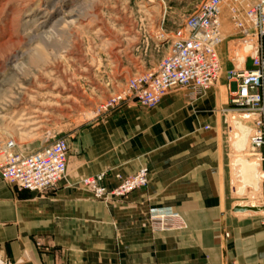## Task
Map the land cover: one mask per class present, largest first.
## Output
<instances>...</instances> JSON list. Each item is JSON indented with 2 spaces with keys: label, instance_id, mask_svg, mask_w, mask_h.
Listing matches in <instances>:
<instances>
[{
  "label": "crops",
  "instance_id": "0c3cea01",
  "mask_svg": "<svg viewBox=\"0 0 264 264\" xmlns=\"http://www.w3.org/2000/svg\"><path fill=\"white\" fill-rule=\"evenodd\" d=\"M224 108L215 84L202 94L169 89L150 109L124 101L69 139L54 188L29 191L0 177V264H264L259 213L238 214L230 201ZM233 126L243 193L235 161H247L253 129L235 118ZM141 168L146 186L123 197L96 199L81 182L102 174L110 191L116 175ZM156 208L183 226L153 230Z\"/></svg>",
  "mask_w": 264,
  "mask_h": 264
},
{
  "label": "rangeland",
  "instance_id": "374dc122",
  "mask_svg": "<svg viewBox=\"0 0 264 264\" xmlns=\"http://www.w3.org/2000/svg\"><path fill=\"white\" fill-rule=\"evenodd\" d=\"M204 1L0 0V156L10 139L20 153L58 139L69 144L78 130L117 105L108 103L127 88L129 79L156 70L169 51L172 32ZM257 1L229 4L242 15ZM230 14L223 6L215 83L223 108L229 70L250 66ZM231 108L223 110L230 201L252 207L260 190L247 186L239 193L241 183L233 168L239 155L232 146L233 119L248 121ZM249 138L243 157L257 160Z\"/></svg>",
  "mask_w": 264,
  "mask_h": 264
},
{
  "label": "built area",
  "instance_id": "2783aa9c",
  "mask_svg": "<svg viewBox=\"0 0 264 264\" xmlns=\"http://www.w3.org/2000/svg\"><path fill=\"white\" fill-rule=\"evenodd\" d=\"M237 0H205L189 15L183 26L172 32L168 53L154 72L129 79L127 88L112 97L108 105L124 101L134 102L144 108L156 106L161 96L172 88L190 89L202 94L217 81L220 61L217 46L222 41L220 16L222 6ZM230 5V4H229ZM230 19L240 36L242 47L247 46L250 58L248 68L229 70V111L240 112L242 119L253 125L249 138L257 155L260 175V195L256 207L264 226V0L247 6L240 15L230 7ZM13 139L1 148L0 177L2 180L29 191L44 192L55 187L66 171L68 144L54 140L31 153L14 150ZM103 175L82 178L96 199L108 196L123 197L131 191L146 186L148 171L139 169L135 174L116 175L118 183L107 191L98 182ZM149 223L153 230L166 231L183 226L179 215L170 208L151 209ZM237 264V263H231Z\"/></svg>",
  "mask_w": 264,
  "mask_h": 264
},
{
  "label": "bare ground",
  "instance_id": "6f19581e",
  "mask_svg": "<svg viewBox=\"0 0 264 264\" xmlns=\"http://www.w3.org/2000/svg\"><path fill=\"white\" fill-rule=\"evenodd\" d=\"M225 6V4L223 5ZM222 6V9H223ZM226 6H228L229 8L231 7V5L227 4ZM248 47L244 46L243 47V51H247ZM238 53V52H237ZM244 53H241L239 55V59L240 61H242L244 59ZM242 56V57H241ZM235 131L233 133V139L236 137ZM235 163L237 165L240 166L239 169V174H240V178H241V182L244 186H251L254 189H259L260 190V175H259V167H258V162L257 160H243V159H237L235 161ZM243 188H239L238 192L242 193Z\"/></svg>",
  "mask_w": 264,
  "mask_h": 264
},
{
  "label": "water",
  "instance_id": "95a60500",
  "mask_svg": "<svg viewBox=\"0 0 264 264\" xmlns=\"http://www.w3.org/2000/svg\"><path fill=\"white\" fill-rule=\"evenodd\" d=\"M234 211H239V212H243V211H246V210H249V211H257L258 209L256 207H241V206H236L234 209Z\"/></svg>",
  "mask_w": 264,
  "mask_h": 264
}]
</instances>
